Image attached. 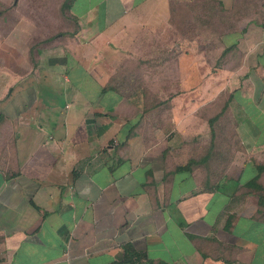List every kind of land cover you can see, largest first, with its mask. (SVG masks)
<instances>
[{
	"label": "crops",
	"instance_id": "0c3cea01",
	"mask_svg": "<svg viewBox=\"0 0 264 264\" xmlns=\"http://www.w3.org/2000/svg\"><path fill=\"white\" fill-rule=\"evenodd\" d=\"M0 12V264H264V0Z\"/></svg>",
	"mask_w": 264,
	"mask_h": 264
},
{
	"label": "trees",
	"instance_id": "16d2710c",
	"mask_svg": "<svg viewBox=\"0 0 264 264\" xmlns=\"http://www.w3.org/2000/svg\"><path fill=\"white\" fill-rule=\"evenodd\" d=\"M209 2H207L205 5H204V8L200 11V12H204L205 14H206V16H208V18H209V21H208V25H210L211 24V22H213V12H214V3L213 2H210L209 4H208ZM67 4V3H66ZM189 12L187 13V14H182V11H181V9H180V11H181V13H175V21H176V25H178V29H184V27H185V25L186 24H188V22H190V21H194V18L195 19H197V18H199V12H197L199 9L198 8H195V7H193V5H190L189 6ZM222 9H226L225 7H221ZM2 11V10H1ZM228 11V10H227ZM175 12H177V10L175 11ZM1 13V12H0ZM225 13V12H224ZM228 13V15H227V18H226V15L225 14H223V18L221 19L222 20V24H225V25H227V23L226 22H229V18L228 17H230L229 16V11L227 12ZM182 14V15H181ZM191 14V15H190ZM228 19V20H227ZM213 24V23H212ZM230 28V26L228 25L227 27H226V29H229ZM182 33V32H181ZM122 84H124V83H120V81H117L115 78H113L112 80H111V82H110V86L111 87H115V88H119L120 87V85H122ZM145 83L144 82H142V84H141V86L142 85H144ZM149 100V99H148ZM157 101V105H159V106H161V105H163L164 104V102L161 100V99H158V100H156ZM155 103V102H154ZM218 116H211V118L209 119V121H210V125H211V130H212V136L213 137H215V135L217 136V134L220 132V129L219 130H215V127H213V125L217 122L218 123ZM223 133H224V131H222ZM216 147L214 146V145H211V146H209V144H208V152L210 151V152H214V149H215ZM225 164H227V163H223V165H224V167H226L225 166ZM261 166V165H260ZM260 172H262V170H261V168H260ZM259 172V173H260ZM260 177H259V174L258 175H256V178H255V180L252 182V183H250L249 185L248 184H246V185H248L249 187H251V188H253L257 193H258V195H259V203H260V208H259V210H258V213L256 214V217L258 218V217H262L263 215H264V206H263V204H264V185L262 184V182H259V179ZM245 184V183H244ZM128 251H129V247H128ZM128 255H129V253H128Z\"/></svg>",
	"mask_w": 264,
	"mask_h": 264
},
{
	"label": "rangeland",
	"instance_id": "374dc122",
	"mask_svg": "<svg viewBox=\"0 0 264 264\" xmlns=\"http://www.w3.org/2000/svg\"><path fill=\"white\" fill-rule=\"evenodd\" d=\"M191 34V36H196V35H198V33H196V32H193L192 31V33H190ZM208 70H209V68H207ZM4 75L5 74H0V78H4ZM259 168H261V166H259ZM259 180V179H258ZM246 233H247V235L248 236H252L253 234H254V232L252 231V230H250V229H248V231H246Z\"/></svg>",
	"mask_w": 264,
	"mask_h": 264
}]
</instances>
